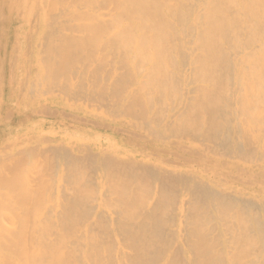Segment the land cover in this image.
<instances>
[{
	"label": "bare ground",
	"instance_id": "bare-ground-1",
	"mask_svg": "<svg viewBox=\"0 0 264 264\" xmlns=\"http://www.w3.org/2000/svg\"><path fill=\"white\" fill-rule=\"evenodd\" d=\"M0 264H264V0H0Z\"/></svg>",
	"mask_w": 264,
	"mask_h": 264
}]
</instances>
